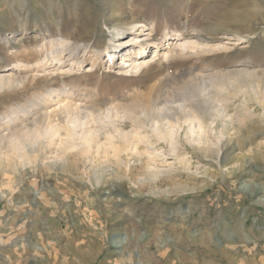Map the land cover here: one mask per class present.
Listing matches in <instances>:
<instances>
[{
	"label": "rangeland",
	"instance_id": "rangeland-1",
	"mask_svg": "<svg viewBox=\"0 0 264 264\" xmlns=\"http://www.w3.org/2000/svg\"><path fill=\"white\" fill-rule=\"evenodd\" d=\"M176 29L207 36L214 49L161 58L127 76L118 71L134 36L154 41ZM55 38L67 42L66 59L80 46V66L65 73L51 57L43 67H18L40 60ZM109 50H117L115 65ZM147 51L150 59L154 47ZM223 68H264V0H0V75L23 78L0 86V134L31 123V100L53 89L85 88L89 98L79 102L94 108L106 100L161 107L177 105L176 94L190 87L185 70ZM259 81H241L247 102L234 98L233 86L222 91L226 109L235 113L245 103L254 114L238 134L229 131L222 141L210 134L222 149L220 166L216 148L206 157L184 134L188 167L159 147L155 163L165 174L156 181L138 161L127 169L105 153L94 155L104 170L98 183L81 158L50 166L40 154L33 165L21 162L22 151H11L10 162L0 151V264H264V157L255 156L258 148L264 156V101L251 93L263 92Z\"/></svg>",
	"mask_w": 264,
	"mask_h": 264
},
{
	"label": "bare ground",
	"instance_id": "bare-ground-1",
	"mask_svg": "<svg viewBox=\"0 0 264 264\" xmlns=\"http://www.w3.org/2000/svg\"><path fill=\"white\" fill-rule=\"evenodd\" d=\"M147 34L150 35L149 37L153 35L151 31ZM162 36L163 38L154 41L148 39L146 42H143L138 36H134L135 40L131 43L132 45L122 54L124 63L118 67V71L127 76L161 58H183L192 55L193 52L214 49L213 45H209V38L202 34L197 33L192 36L193 38H190L183 31L176 29L174 32L166 30ZM238 38H241L239 34ZM65 43L67 44L63 38H55L51 45L52 49H48L40 60L33 64L21 61L18 63V67L31 69L34 64L36 67H43L52 57L65 73L72 71L76 65H81L84 57H80L78 51L80 46L78 45L69 51L66 59L62 54V46ZM149 47H154V54L150 59L148 58L149 54L147 55ZM98 52L96 51L95 55L99 57ZM108 55V61L113 65L117 64V50H109ZM96 64L97 60H94L91 69L96 68ZM46 69L44 67L43 71ZM195 70L190 69L182 72V77L191 76L193 78L190 83L188 82L190 87L183 88L184 90L182 89L176 94V100L180 101L177 105L165 104L161 107L148 108L140 102L122 105V103H115L114 100H106L107 106L103 103L99 108H94L93 103L85 101L80 103L81 99H78L89 98L90 89L89 92H86L85 88L76 90L68 86L59 91L53 89L48 96L31 100L30 110H35L31 123L22 122L21 127L12 125V128H8V126V131L0 134V151L7 159L12 156L11 151L17 152V154L22 151V154L20 153L21 162L33 165L39 163L40 154H42L40 161L47 165L53 163L52 161L65 163L72 157L75 161L77 158H81L85 172H89L91 178H94L98 183L103 178L104 170L99 171L94 155L105 153L109 159L108 162L114 158L113 162L118 166L123 165L127 169L131 168L132 160L138 161L140 167H144L148 179L156 181L165 174L163 169L155 163L159 157L157 152L159 147L172 154L180 162V165H183V168L188 167L185 164L188 153L183 150L184 144L180 140L184 134L186 144L196 146V149L205 153V156H209L216 148V160L220 166L222 149L218 148V144V146H212L209 139L210 134L214 133L218 141H222V136L229 131L233 130L234 134H238L244 127V117L254 114V111L244 105L245 103L236 105L235 113L226 109L225 106L227 103L229 106L230 101L225 97L222 98V91L233 86L234 98L242 96L243 101L247 102L249 92L242 89L241 83L243 82L241 81H245V79L264 80V68L246 71H229L223 68L213 73L195 72ZM12 75L13 73L0 75V86L19 85L18 82L23 78ZM251 93L252 97L264 101V89L262 93L259 90ZM20 111L24 114L26 109L21 108ZM20 111L19 113H21ZM261 146L262 144L258 145V147ZM30 147H38L33 155L28 152ZM238 148L242 152L245 150V144L240 140ZM259 149L255 156L258 159H263L264 156L259 152Z\"/></svg>",
	"mask_w": 264,
	"mask_h": 264
}]
</instances>
